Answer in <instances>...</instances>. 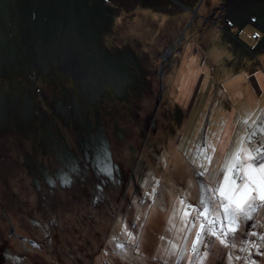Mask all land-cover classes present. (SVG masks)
I'll return each instance as SVG.
<instances>
[{
  "label": "rangeland",
  "instance_id": "rangeland-1",
  "mask_svg": "<svg viewBox=\"0 0 264 264\" xmlns=\"http://www.w3.org/2000/svg\"><path fill=\"white\" fill-rule=\"evenodd\" d=\"M170 1L0 0V264H264V211L221 244L187 208L264 137V0Z\"/></svg>",
  "mask_w": 264,
  "mask_h": 264
},
{
  "label": "snow or ice",
  "instance_id": "snow-or-ice-1",
  "mask_svg": "<svg viewBox=\"0 0 264 264\" xmlns=\"http://www.w3.org/2000/svg\"><path fill=\"white\" fill-rule=\"evenodd\" d=\"M256 135L252 133L247 138V147L242 143L226 157L221 171L223 183L218 180L216 186L205 188L210 194L207 199L201 198L199 206L187 205L188 209L195 211L193 223L201 221L200 231L197 232L198 243L206 236H212L225 244L229 236L239 232L241 221H250L255 212L264 211V137L253 143ZM107 155L110 158V153ZM63 183L70 184L71 181L65 176Z\"/></svg>",
  "mask_w": 264,
  "mask_h": 264
},
{
  "label": "trees",
  "instance_id": "trees-1",
  "mask_svg": "<svg viewBox=\"0 0 264 264\" xmlns=\"http://www.w3.org/2000/svg\"><path fill=\"white\" fill-rule=\"evenodd\" d=\"M34 2V0H32ZM171 4H173L176 8L179 9V14L180 15H192V13L194 12V7H196L197 3L199 2V0H195L193 3L190 2H178L177 0H171L170 1ZM223 3V4H222ZM217 7L219 9H221L222 7H219V5H223L225 7V1L223 2H217ZM208 6V5H207ZM35 8V7H34ZM215 9V7H214ZM34 10V9H33ZM193 10V11H192ZM213 10V9H212ZM158 11H160V9H158ZM142 15H144L145 18H147V12H140ZM132 13H126V15L124 16L125 20H130V17H132L131 15ZM168 16L170 14H167ZM203 18H208V16H204ZM210 18V17H209ZM146 20V19H145ZM186 20V17H181L179 20H171L173 21L172 24L170 25V27H167V29L160 31V33L158 32L156 35L160 36V38L157 40H161V37H166L164 42H171L173 41L175 38H177L178 36V32H180L184 27V21ZM148 20H146L147 22ZM159 25V24H158ZM34 26V24L32 25ZM162 32V33H161ZM177 33V34H176ZM163 41H160L159 43L156 44L157 48H161L164 45ZM174 42V41H173ZM119 164L121 165V163L119 162Z\"/></svg>",
  "mask_w": 264,
  "mask_h": 264
},
{
  "label": "crops",
  "instance_id": "crops-1",
  "mask_svg": "<svg viewBox=\"0 0 264 264\" xmlns=\"http://www.w3.org/2000/svg\"><path fill=\"white\" fill-rule=\"evenodd\" d=\"M240 18H242L241 15L238 16L237 20H239ZM247 22H248V20L246 21V24H248ZM230 24H231L232 26H234V23H233V22L230 23ZM258 27H259V26H258ZM260 28H262V26H260ZM241 29H243V27H242ZM252 32H255V31H252ZM252 32H251V33H252ZM257 32H259V31H257ZM251 35H252V34H251ZM251 35H250V38H249V41H250V42H249V41H247V42L240 41V43H242L243 45H244V44L248 45V43L250 44V43L253 42L254 47H245L247 50H251L250 48H252V49H262V46H263V44H264V41H262L261 34L259 33V36H260L259 39H253ZM260 40H261V41H260ZM249 52H251V51H249Z\"/></svg>",
  "mask_w": 264,
  "mask_h": 264
},
{
  "label": "built area",
  "instance_id": "built-area-1",
  "mask_svg": "<svg viewBox=\"0 0 264 264\" xmlns=\"http://www.w3.org/2000/svg\"><path fill=\"white\" fill-rule=\"evenodd\" d=\"M249 21L252 23V24H257L258 23V18L255 16V14H253V16L251 18H249ZM252 38L253 39H259L260 36H259V33L258 32H254L252 33Z\"/></svg>",
  "mask_w": 264,
  "mask_h": 264
},
{
  "label": "water",
  "instance_id": "water-1",
  "mask_svg": "<svg viewBox=\"0 0 264 264\" xmlns=\"http://www.w3.org/2000/svg\"><path fill=\"white\" fill-rule=\"evenodd\" d=\"M202 2H203V0H200V1H199L198 8L195 10V14L198 12V9H199V7L201 6ZM229 2H231V0L227 1V2L225 3V5H226L227 3H229ZM190 24H192V20H190V22H189V24L187 25V27H188ZM183 35H184V32H183ZM170 53H171V49H168L167 53L165 54V58H168V55H169ZM163 63H164V62H163ZM163 67H164V65H163Z\"/></svg>",
  "mask_w": 264,
  "mask_h": 264
},
{
  "label": "flooded vegetation",
  "instance_id": "flooded-vegetation-1",
  "mask_svg": "<svg viewBox=\"0 0 264 264\" xmlns=\"http://www.w3.org/2000/svg\"><path fill=\"white\" fill-rule=\"evenodd\" d=\"M31 7H32V9H34V2L32 1V4H31ZM31 25H33V22L31 23ZM35 37L33 38V43L35 42Z\"/></svg>",
  "mask_w": 264,
  "mask_h": 264
}]
</instances>
